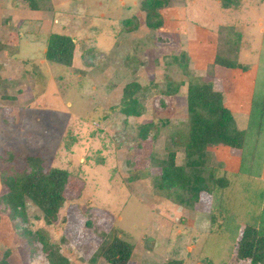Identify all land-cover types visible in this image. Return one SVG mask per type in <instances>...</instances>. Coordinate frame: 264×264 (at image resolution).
Returning a JSON list of instances; mask_svg holds the SVG:
<instances>
[{
  "label": "rangeland",
  "instance_id": "obj_1",
  "mask_svg": "<svg viewBox=\"0 0 264 264\" xmlns=\"http://www.w3.org/2000/svg\"><path fill=\"white\" fill-rule=\"evenodd\" d=\"M32 1L0 0V261L51 264L26 244V235H41L70 264H110L101 253L114 237L134 244L128 264H208V238L230 228L233 248L221 262L251 264L238 258L237 242L247 223L264 227V0H35L39 9ZM150 10L158 27L147 25ZM54 33L75 42L70 66L47 60ZM191 76L214 81L237 128L259 135L242 149L209 148L208 167L236 173L243 188L227 203L247 206L248 193L251 204L261 201L246 224L231 226L229 210L220 213L217 189L188 206L183 191L154 185L170 150L184 162ZM170 79L184 85L163 107L156 84L166 90ZM134 81L144 109L127 117L123 91ZM149 123L152 137L142 142ZM31 153L71 172L52 222L31 201L25 217L4 201L2 174L24 168Z\"/></svg>",
  "mask_w": 264,
  "mask_h": 264
},
{
  "label": "trees",
  "instance_id": "obj_2",
  "mask_svg": "<svg viewBox=\"0 0 264 264\" xmlns=\"http://www.w3.org/2000/svg\"><path fill=\"white\" fill-rule=\"evenodd\" d=\"M157 1L159 4L163 2V0ZM32 3L33 9H39L37 1L33 0ZM158 16L159 14L155 13L154 10L147 13L148 27H158L160 25L161 22H154V17ZM75 46V42L71 37L54 33L49 39L46 57L53 63L70 66L74 58ZM218 61H220L219 58L216 62ZM228 66L237 67L238 63L231 62ZM182 85L184 83L178 84L170 79L167 81L166 90L162 91L156 84V95L161 97L159 100L163 107H166V98L175 100ZM141 88L142 86L136 81L128 83L124 88L120 111L126 114L127 117L143 114L142 109L144 108L137 96ZM186 97L189 122L183 141L184 162L182 165L177 164L176 151L170 150L160 165L162 171L160 175L155 177L154 185L157 189L165 192L169 190L183 191L189 199L179 201L188 206L198 201L201 193H212L217 189L221 197L226 200L224 205L221 206L223 211L220 210V213L226 214L225 211L229 210L228 215L231 217V226L233 222L240 223L242 220L246 224L248 222L247 218L250 216H247L248 213L251 210H253L251 213L257 212L259 210L258 203H261V201L254 205L251 204L248 197L250 194L248 193L245 196L246 200H243V202H247V206L245 204L241 205V203H238V206L227 203V199L231 200L243 188L236 173L225 170L223 167H208L209 148L224 146L242 149L248 139H259V135L255 136L251 132L247 133V129L237 128L234 115L225 104L224 92L216 88L214 81L201 80L199 77L191 76ZM152 126L153 123L143 125L139 133L142 142L152 137L150 135ZM254 129L257 134H260L263 129L262 118L258 123V127L255 126ZM179 135L181 136V133ZM174 137H171V142L176 140ZM9 159L10 161L16 159L14 153L10 154ZM19 169L12 166L11 169L2 174L1 182L8 188L7 193L4 194V201L15 217H25L27 202L31 201L42 210L45 220L52 222L58 217L59 210L65 201V190L69 184L71 172L67 168H59L51 164L43 153L27 155L25 167ZM205 173L207 177L203 175ZM249 187L251 191H248L253 193V187ZM223 206L226 209L222 208ZM229 230L230 228H226L224 232H217L208 238L206 245V251L210 256L208 264L229 263V260L221 262L230 254L233 248L234 240L233 237H230ZM23 233L26 235V231H23ZM25 237L26 244L33 257L43 253L51 264H70L68 258L57 252L56 245L46 237L40 235L37 237L38 241L35 237L30 238L27 235ZM38 245L42 247L38 249ZM134 248L133 243L114 237L101 254L110 264H128L132 258ZM237 256L241 260L250 261L251 264H264V227L259 229L254 223L245 225L237 242ZM0 264L10 263L4 258L0 261ZM168 264L182 263L171 259Z\"/></svg>",
  "mask_w": 264,
  "mask_h": 264
},
{
  "label": "crops",
  "instance_id": "obj_3",
  "mask_svg": "<svg viewBox=\"0 0 264 264\" xmlns=\"http://www.w3.org/2000/svg\"><path fill=\"white\" fill-rule=\"evenodd\" d=\"M48 60V59H47ZM239 93H241L240 91H239ZM249 94H251V93H249ZM252 96H253V94H252ZM252 96H251V98H252ZM225 102H226V100H225ZM244 103H245V101H244ZM250 103V105H251V100L248 102V104ZM249 113H250V108H249Z\"/></svg>",
  "mask_w": 264,
  "mask_h": 264
}]
</instances>
